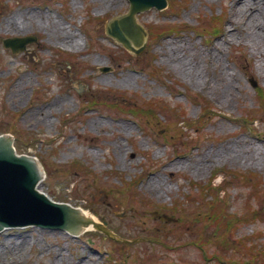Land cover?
<instances>
[{"label":"rangeland","instance_id":"obj_1","mask_svg":"<svg viewBox=\"0 0 264 264\" xmlns=\"http://www.w3.org/2000/svg\"><path fill=\"white\" fill-rule=\"evenodd\" d=\"M172 1L169 10L138 15L146 30L167 24L174 33L148 38L135 55L105 34L128 0H0V134L40 160L45 193L91 212L111 233L6 229L0 264H214V248L221 259L239 258L241 241L264 243V112L250 82L264 90V6L251 23L256 11L233 0ZM10 16L26 21L25 30L9 31ZM213 16H222V32L207 41ZM8 36L36 41L12 54L2 46ZM77 41L75 51L59 43ZM173 53L191 75L176 68ZM110 90L179 108L190 130L160 114L146 127L118 115L120 96ZM199 98L215 108L202 128ZM218 170L259 183L211 181ZM215 200L231 219L222 234L207 218ZM249 206L256 216L246 218Z\"/></svg>","mask_w":264,"mask_h":264},{"label":"water","instance_id":"obj_2","mask_svg":"<svg viewBox=\"0 0 264 264\" xmlns=\"http://www.w3.org/2000/svg\"><path fill=\"white\" fill-rule=\"evenodd\" d=\"M129 2L127 13L114 17L106 24V33L129 51L140 54L145 48L146 32L136 23V15L151 8L163 10L167 6V0ZM16 41L17 39L7 40L5 46ZM13 139L17 147L15 138ZM31 158L17 155L11 138L7 135L0 136V232L18 227L23 230H65L74 235L80 231L86 232L90 219L83 209L76 210L69 205L54 202L47 193L50 198L38 190L42 178L40 160ZM40 190L43 191L41 188ZM26 226L37 227L20 228Z\"/></svg>","mask_w":264,"mask_h":264},{"label":"trees","instance_id":"obj_3","mask_svg":"<svg viewBox=\"0 0 264 264\" xmlns=\"http://www.w3.org/2000/svg\"><path fill=\"white\" fill-rule=\"evenodd\" d=\"M174 2L170 3V6L173 7ZM220 21V18H214V26L209 30V37L217 36L221 29L218 26V23ZM170 31V29H167L166 25H150V39L155 40L163 35L164 32ZM152 73H156V71H152ZM111 92V90L109 91ZM257 92V98L259 101V104L262 109H264V90L261 88L256 89ZM114 95L119 94L120 99L116 100V104L119 107L120 114L133 116L137 119H140L142 121L152 122L155 119V116L159 113L164 114L167 117H174L176 119V122L180 121L182 117H184V112L182 110H178L175 108H170V106L165 102H159V101H150V102H144L143 104H139L137 100L134 97L129 96L128 94L124 92H111ZM199 104L201 106V116L197 120L199 128H202L203 125L212 118L213 116V110L212 105L210 102L205 100V98H199ZM112 107L116 108V105H113ZM181 122V121H180ZM184 125L190 127L189 122H184ZM225 173V172H223ZM218 173H215L211 180L217 175ZM229 174H225V178L228 177ZM230 178L240 177L245 183H252L254 182V185L259 183V179H256V177L250 173H244L240 174L237 172H233L229 175ZM198 187L200 190H204L205 187H202L200 184H196L195 187ZM246 216L253 217L256 216V212L253 210L252 206H249V210L246 211ZM208 219H212L216 225V232L218 234H222L221 232L225 228H229L231 219H227V215L223 212L221 209V204L215 200V203H212V210L207 217ZM199 245V244H198ZM244 247V253L239 258L236 257H230L225 260L220 259L217 256V250L213 252V256L211 260L218 264H264V245L260 248L261 250L257 251L256 246H247L246 243L243 244ZM257 252L258 254H255ZM111 263L114 261V259H110Z\"/></svg>","mask_w":264,"mask_h":264},{"label":"bare ground","instance_id":"obj_4","mask_svg":"<svg viewBox=\"0 0 264 264\" xmlns=\"http://www.w3.org/2000/svg\"><path fill=\"white\" fill-rule=\"evenodd\" d=\"M233 5H236L239 9L246 8L247 10L249 7H251L252 12L256 11V13L251 14L252 18L249 20L251 23H253L254 17L256 18L262 13L264 3L262 0H233ZM137 23L141 24L139 20H137ZM25 24H27L26 21L18 20L16 16H10L4 22V25L8 28V30L12 32L24 31L26 28ZM257 36L259 37V34ZM59 43L63 47L71 51H75L77 48L76 46L79 45V41L72 42V43L69 42L68 44H64L63 42H59ZM168 58L173 59V62L176 68L181 70L183 73L191 75V73L193 72L190 69L191 66H188L187 64H185V62L179 57L176 58L174 53L170 54ZM31 159H36V158H31ZM80 209L82 208H78V210ZM84 211L87 214L88 218L90 219L86 231H91L96 227L97 223H99V220L91 212L86 211V210Z\"/></svg>","mask_w":264,"mask_h":264}]
</instances>
